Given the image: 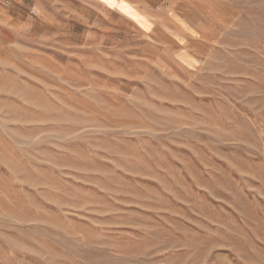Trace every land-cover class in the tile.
<instances>
[{
	"label": "rangeland",
	"instance_id": "1",
	"mask_svg": "<svg viewBox=\"0 0 264 264\" xmlns=\"http://www.w3.org/2000/svg\"><path fill=\"white\" fill-rule=\"evenodd\" d=\"M129 1L0 0V264H264V0Z\"/></svg>",
	"mask_w": 264,
	"mask_h": 264
},
{
	"label": "crops",
	"instance_id": "2",
	"mask_svg": "<svg viewBox=\"0 0 264 264\" xmlns=\"http://www.w3.org/2000/svg\"><path fill=\"white\" fill-rule=\"evenodd\" d=\"M92 1H95L99 6H103L104 8H108L109 10H112L114 12H116L117 14H119V16L121 17H124L128 20H130L137 28L143 30V27L141 24H139L137 21H135L133 19V17H135V15L137 14L138 16H142L144 17L148 24L149 22H152V19L150 18V14H148L147 12H145L143 10V8H141V6H137L136 3L134 2H131L129 0H114L115 1V5L114 6H109L108 4H106L104 2V0H92ZM136 2V1H135ZM122 6H126V7H130V10H129V14H127L123 9ZM177 17V16H176ZM178 19L176 18H172L170 17V20L171 22L170 25L174 28V31L176 33H188L184 30V28L182 27V25L180 24L179 20L177 21Z\"/></svg>",
	"mask_w": 264,
	"mask_h": 264
},
{
	"label": "bare ground",
	"instance_id": "3",
	"mask_svg": "<svg viewBox=\"0 0 264 264\" xmlns=\"http://www.w3.org/2000/svg\"><path fill=\"white\" fill-rule=\"evenodd\" d=\"M36 9V8H35Z\"/></svg>",
	"mask_w": 264,
	"mask_h": 264
}]
</instances>
